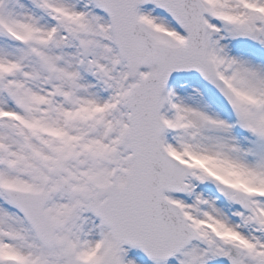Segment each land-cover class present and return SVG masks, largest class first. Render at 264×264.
Returning a JSON list of instances; mask_svg holds the SVG:
<instances>
[{
    "label": "snow or ice",
    "instance_id": "1",
    "mask_svg": "<svg viewBox=\"0 0 264 264\" xmlns=\"http://www.w3.org/2000/svg\"><path fill=\"white\" fill-rule=\"evenodd\" d=\"M0 264H264V0H0Z\"/></svg>",
    "mask_w": 264,
    "mask_h": 264
}]
</instances>
